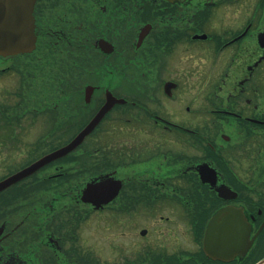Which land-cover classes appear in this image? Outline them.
<instances>
[{"label":"flooded vegetation","instance_id":"af4514ba","mask_svg":"<svg viewBox=\"0 0 264 264\" xmlns=\"http://www.w3.org/2000/svg\"><path fill=\"white\" fill-rule=\"evenodd\" d=\"M32 1L34 48L0 56V264L261 261L264 0Z\"/></svg>","mask_w":264,"mask_h":264},{"label":"water","instance_id":"95a60500","mask_svg":"<svg viewBox=\"0 0 264 264\" xmlns=\"http://www.w3.org/2000/svg\"><path fill=\"white\" fill-rule=\"evenodd\" d=\"M10 0H0V56L19 54L24 52H29L34 48V34H33V17H32V0L27 1V6L25 8L23 5L18 6L17 10H14V6L11 5V10H8V4ZM22 0H19L21 2ZM104 114V110H101L96 118H94L80 134H78L75 139L64 147L60 148L55 156H62L65 153L73 150L82 140L83 137L88 134L94 126L97 124L99 118ZM25 172H20L11 178H8L4 182L0 183V189H2L6 184L13 182L23 176ZM99 185V184H98ZM93 192H99L98 187L94 186L91 188ZM87 191L83 192L82 199L86 200ZM240 212H234L235 216L240 215ZM227 214V210H223L216 214L209 222L205 235V245H207V251L211 250V236L212 228L214 223L217 221L218 216H223ZM238 223V222H236ZM211 252V251H210ZM257 264H264V259Z\"/></svg>","mask_w":264,"mask_h":264}]
</instances>
